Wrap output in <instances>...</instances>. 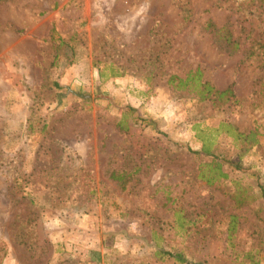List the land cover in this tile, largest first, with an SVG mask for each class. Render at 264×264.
<instances>
[{
  "label": "rangeland",
  "instance_id": "rangeland-1",
  "mask_svg": "<svg viewBox=\"0 0 264 264\" xmlns=\"http://www.w3.org/2000/svg\"><path fill=\"white\" fill-rule=\"evenodd\" d=\"M259 187L264 0H0V264H264Z\"/></svg>",
  "mask_w": 264,
  "mask_h": 264
},
{
  "label": "trees",
  "instance_id": "trees-1",
  "mask_svg": "<svg viewBox=\"0 0 264 264\" xmlns=\"http://www.w3.org/2000/svg\"><path fill=\"white\" fill-rule=\"evenodd\" d=\"M173 78H170L169 81H172ZM190 87H192L193 89L191 90V92H195L194 94L198 97L199 101H202L206 98H208L209 95H212L214 98H216L217 101H220L222 99H224L225 97L230 95V91L229 90H224L221 92L218 91H213L212 87H210L209 85H207L204 82H201L199 80V72L198 70H194L192 72H188L183 79H177V86L176 89H189ZM218 131H223V133L227 134L228 136H232L234 138H239L242 137L240 134H236L234 135L233 130L231 127H229L228 125L225 124H219L218 125V130H214L213 133L217 134ZM200 150L199 153H201L204 156H208L210 155V146H211V141H209L208 139L206 140H201L200 141ZM214 166V172H215V178L213 179H205V183L206 184H210L211 182L219 179V178H223L224 175L219 171V167L218 165H213ZM201 169V168H200ZM198 179L203 180V173L202 171H198ZM260 190V196L261 198L264 200V191L261 187H259ZM166 256L173 258L176 262L178 263H182V259L180 257L179 254H175V255H171L169 253L165 254Z\"/></svg>",
  "mask_w": 264,
  "mask_h": 264
}]
</instances>
